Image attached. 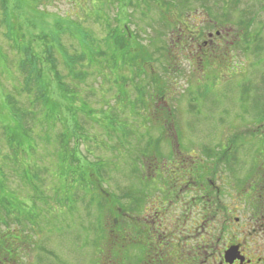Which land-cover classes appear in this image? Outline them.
Here are the masks:
<instances>
[{"label":"rangeland","instance_id":"1","mask_svg":"<svg viewBox=\"0 0 264 264\" xmlns=\"http://www.w3.org/2000/svg\"><path fill=\"white\" fill-rule=\"evenodd\" d=\"M128 2L5 0L6 12L0 8V195L1 189L7 187V194H4L13 202L14 213H19L7 215L0 209V234L6 228L9 232L18 228L26 242L28 237L34 241L39 235L36 244L31 241L29 245H23L20 256L23 264H92L95 249L84 248L85 243L91 238L88 244H94L99 236H103V233L99 235V228L104 224L109 230L115 223L106 210L103 221L97 217L95 206H91L92 215H87L90 194L81 188L75 190L77 200L70 194L65 205L55 203L52 188L56 186L55 168L60 163L57 156L58 149L62 148L58 145L60 135L63 140L84 134L86 140L80 142L79 151L91 162L88 167L100 163L94 169L100 170L101 177L96 176L94 180L101 181L103 197V191L111 193L117 201L113 206L119 213L121 208L135 209L134 203L127 201L128 197H123V193L133 200L139 195L149 197L143 201L140 211L128 215L127 221L136 231L121 237L120 243L127 247L130 243L145 244L148 243L147 236L153 232L152 241L156 236L158 238L149 250L153 246L163 249V233H155L158 224H162L163 229L166 225L177 229L183 242L190 233V229H186L190 221L186 222L185 218L181 221L176 210L171 211L168 222L161 221L163 191H166L163 190V173L178 171V152L186 155L209 146L210 135L215 133L216 136L225 124L238 127L241 119L264 118V0H132L130 5ZM245 12L246 19L252 23L240 22ZM66 21L78 22L82 30L97 40L91 45L89 40L82 42L77 34L59 38L58 25L66 26ZM118 24L119 27L125 25L131 35L127 39V54L117 52L110 62L103 59L99 62L100 57L96 56L94 61L92 54H98L97 42H102L100 39L106 36L107 26ZM240 27L242 31L238 30ZM189 31L191 36L205 38L216 31L228 34L227 37L223 35L226 41L214 40L209 47L215 56L212 58L213 69L206 65L201 67L195 55L201 54V50L196 44L188 43ZM248 32L262 39V50L258 55L251 53L254 40L250 41L249 47L246 46L249 39L244 43L241 37L237 42L236 36H246ZM45 34L50 36L49 43L56 40L54 44L59 42L68 54H84L83 63L76 68L83 73L80 75L84 79L76 82L72 96L58 86L60 78L53 80L47 72L42 84L47 96L39 99L36 108L29 105L28 96L21 92L27 74L18 71L16 62L19 58L26 60L24 51L32 47L36 59L43 65L40 50ZM16 38L21 44L15 41ZM15 42L18 53L12 49ZM183 44L187 45V50ZM226 49L231 57L225 56ZM132 58L136 60L134 67L127 62ZM227 59L229 64L225 62ZM56 60H60L59 56ZM200 69H208L210 73L200 78ZM57 70L60 76L66 74L60 61ZM218 72L226 76L223 78ZM33 99L31 94V101ZM19 111L35 113L37 123L31 127V139L21 140L20 146L9 145V136L17 135L13 123ZM165 118L169 122L166 120L161 124L160 120L163 122ZM165 126H170L169 133ZM169 157L175 161H163ZM46 169L49 172L45 174ZM37 170L39 178L35 176ZM45 175L46 180H43ZM1 183H4L3 187ZM29 187L41 188L53 198L47 206L42 202L37 204L36 221L31 223L33 232L29 226L19 223L25 216L33 217L22 215L29 208L22 203L17 205V202L32 199L34 193ZM144 218L148 233L144 225H139ZM99 242H102L101 238ZM132 248L131 256L141 255L136 246ZM1 249L0 246V253ZM125 252L122 257L111 252V260L120 264L128 253ZM98 253L95 256L100 255ZM4 259L0 254V261L4 262Z\"/></svg>","mask_w":264,"mask_h":264},{"label":"flooded vegetation","instance_id":"2","mask_svg":"<svg viewBox=\"0 0 264 264\" xmlns=\"http://www.w3.org/2000/svg\"><path fill=\"white\" fill-rule=\"evenodd\" d=\"M223 35L228 36L217 31L207 38L191 36L188 43L201 50V54H195L201 67L214 68L215 56L209 47L214 40H224ZM183 48L187 50V45ZM200 70V78L210 73ZM165 122L160 120L161 124ZM238 125L225 124L216 136L210 135L209 146L193 150L192 155L178 152L177 205L168 211L176 209L181 221H190L186 226L190 233L184 242L189 258L179 264H264V118L241 119ZM161 214V221L166 222L167 210ZM139 225L149 229L145 218ZM155 229L156 234L163 233L162 224ZM8 232L6 228L0 234V254L5 258L0 264H23V245L31 241L36 244L39 235L34 241L28 237L26 242L18 228ZM156 264H163V257Z\"/></svg>","mask_w":264,"mask_h":264},{"label":"trees","instance_id":"3","mask_svg":"<svg viewBox=\"0 0 264 264\" xmlns=\"http://www.w3.org/2000/svg\"><path fill=\"white\" fill-rule=\"evenodd\" d=\"M131 1L132 0H129L128 5H130L129 3ZM117 2L119 3L120 0H111V3L116 4ZM235 2H237V0H235ZM102 4L103 3L101 2V6ZM16 7L19 8V6H16ZM0 8L2 9L4 13L6 12L7 5L5 4V0H0ZM246 14L247 12L244 13L243 19L240 18V22L243 23L244 21H247L249 23L250 22L252 23L253 21H251L250 19L249 20L246 19ZM57 17L61 18L58 15ZM66 22H67L66 26H64L63 24L58 25L59 38L60 36L65 35V34L68 36H72V37H74V34H77L81 37L82 42H87V40H89L88 42H90L91 45H93L94 43L93 41L97 40V39L92 38L93 35L91 33L87 32L85 29L82 30L81 29L82 27L79 26L80 24L78 22H73V21H70V22L66 21ZM116 22H117V19H116ZM106 29L108 31L106 33V36L100 39L102 40V42H99V41L97 42L99 50H96V51H98V54L97 55H95V53L92 54L93 56L92 58L94 59V61H95L96 56L100 57L99 62H100V59L110 62V60L114 59L117 52H121L122 55H124V53L127 54V50H128L127 39L131 38V35L128 33L127 27H125V25L119 27V24H118V25H115L114 27L107 26ZM238 30L242 31L241 27L238 28ZM48 37L50 36L47 34L43 35L44 44H43V49L40 50V54L41 55L43 54V60H44L43 65L39 60L36 59L35 53L32 47H30L29 50L24 51V54L27 56L26 60H23V58H19L16 62L18 71L21 73L27 74L25 77L24 85L22 86L23 88L21 92L24 93V95L28 96V101L29 103L31 102L29 105L31 107L35 106L37 108L39 104V99H42L47 96V93H45L46 91L45 87L42 86V84H44L45 82V74L47 72H49L52 75L53 80L60 78L61 81L60 82L57 81L58 86L62 88V91L64 93L70 94L72 96L75 93L74 89L77 88L76 82L82 81V79H84L80 75L83 73L76 70V68L81 66V64L83 63L84 58H85L84 54L81 53L79 55H70L65 51V49H63V46L60 45L59 42L54 44L56 40L52 39L53 42L49 43ZM236 37L238 38L237 42L241 41V37L244 43L246 42L245 40L249 39L246 45L247 47L251 45L252 42L250 41L254 40L253 52H251L253 56L258 55V52L262 50V47L260 45L261 39L258 36H253L250 32H248L246 33V36H242L241 34V36H236ZM106 38L107 40H105ZM15 41L19 42L20 40L16 38ZM16 42H15V46L11 48L14 51H17L18 53L19 47L16 44ZM231 43L233 45L234 43L236 44V42L234 41H232ZM55 49H57V51H55ZM130 51L132 52L131 49ZM225 51L227 52V54L226 53L225 54L230 56L231 53L229 54L227 49ZM143 53H144L143 59H145L146 53L145 52ZM56 56H59L60 58L59 61L61 62L64 70L66 71V74L64 76H60V73L57 70L59 61L57 62ZM135 57H138V55H135ZM127 62L129 65L134 67L136 60L132 58V59L127 60ZM225 62L229 63L230 61H228L227 59L225 60ZM219 76H222L224 78L226 75L225 74L223 75L220 73ZM42 80H43V83H41ZM31 94L34 97L33 101H31ZM48 105L49 103L46 104L47 108H48ZM16 117L17 118L15 120V123H13V128L16 130L17 135H14V136L10 135L8 141H9V145L15 144L14 146L16 145L20 146L19 142L21 140L25 138L26 139L32 138L31 127L33 124L36 125L37 117L35 113H31L29 111H25L24 113H20L19 111ZM20 117L22 119H20ZM53 120L54 118L51 121ZM56 120L59 121V118H56ZM165 120H167V118H165ZM167 122L169 121L167 120ZM164 128H165V131L166 129H168L166 131L167 133L170 132L169 130L170 126H165ZM82 132H84V130H82ZM19 133H22L23 136L21 137ZM173 134L175 135V130L173 131ZM83 135L84 134H81L80 136H75L71 138L64 137L63 140H62V137H60L63 135L59 136L60 143H58V145L62 148H59L57 151V156L59 157L60 163L59 164L57 163L56 168H55V172H56L55 175L56 174L57 175L54 178L56 179V182L54 185L56 186H54L52 190L53 192L55 191V194H54L55 203L57 205H65L67 197L71 194V196L73 195V197H75L76 199L77 195L75 194V190L78 188H81L83 189V191L90 194V199L86 204V209L88 210V213H87L88 216L92 215L91 206H95V213L97 214V217H99L101 220L103 218V214L105 213V210L108 211L109 213L108 212L107 213L109 214V216L114 219L112 221L115 223H113L112 227H110L109 230H106V227L104 224L102 228L101 227L99 228V235L103 233V236H99V238L97 239V241L94 242V244L92 243L88 244V240H90V242L92 241L91 238H89L87 242L85 243L84 248H87L88 246H90L91 248L93 247L95 249V253H94L95 260L92 262V264H116L117 263L116 261L111 260L110 253L114 252V253H117L119 257H122L123 256L122 252H125V250H127L128 253L125 255V258L121 259L122 261L120 262V264H156L158 261L160 262L162 259V257L161 258L157 257L161 253H163V264L181 263L185 258L188 257V254L185 252V246L182 247V245H185V244L183 240H180V237H179L180 234L178 233V230H176L173 227L172 228L167 227V225H166V229H163V249H162V246H153V248L149 250L148 247L150 246L152 247V245L155 244L156 239L158 238V236H156V239L152 241L151 237L154 238L155 236V235L151 236L153 232L151 234L149 233L150 236H147L148 243H145V244H142L141 242L130 243L129 247H127L125 243L123 244L120 243L121 237L125 238L132 231L134 233L136 231V229L133 228L132 225H130L129 222L127 221V218L129 217L128 215L130 214L132 215V213L140 211L143 205L142 204L143 201L145 200V198L146 200L149 199V197L145 195H139L136 198V200H133L130 198L129 194L123 193L122 195L123 197L125 198L128 197L127 201H132V203H134L135 209L132 210V208L130 207H127L128 210L125 208L123 209L121 208L120 210L121 213H119V210L115 209V207L113 206V203L115 204V202L117 203V201H115V199L111 197V193L110 192L108 193L107 191H103V193L105 192L104 193L105 197H103L101 195V189H100L102 187V183H100L101 181L94 180L96 176L98 177L100 176V170L94 169L96 165L98 166L100 165V163H93L94 165L93 168L88 167L87 165H89V163L91 162L87 161V159L84 156H82L79 151L80 142L83 140H86V138ZM48 139H49V136H48ZM48 139L46 140H47V143L49 144ZM70 142L72 145L71 147L69 146ZM171 159L172 157L163 158V161H166V160L169 161ZM171 161H175V160L172 159ZM142 162H144L143 166L145 167L146 166L145 160H143ZM93 165H90V166L92 167ZM45 167L46 166H43V168ZM47 169H50V168H47ZM47 169L44 171L45 174L49 172ZM152 170L153 169L151 165L150 171L152 172ZM39 174H40L39 170H37L35 173V176L39 178ZM52 177L53 176H51V178ZM145 178L147 179L148 177H145ZM178 178H179L178 171L172 174L163 173V187H164L163 190H166V191H163L164 192L163 193L164 195L163 196V211L167 210L168 212L166 222H168V216L172 214L171 212L168 211V209L177 205L175 194H176V184L178 182ZM42 179L46 180V175L42 177ZM3 186H4V183H1V187ZM48 186L46 185V187ZM28 189L34 193L32 194V199L29 202H17V205L22 203L21 204L22 206L25 205L26 208H29L28 210L25 209L24 214L22 215L33 216V217L25 216L24 221L23 220L19 221V223L24 226H27V224H31L36 221L35 212L37 211L36 208H37L38 203L42 202L45 206H47L49 204L48 203L49 201L50 202L53 201V198L51 196H48L45 190H42L41 188L38 189L36 187H29ZM1 191H2L1 192L2 196L0 195V209L2 210V213H5L7 215H19V213H14L13 202L11 203L9 199L7 198L8 196H6L7 187L5 189H1ZM67 192H69V194ZM63 193L65 194L63 195ZM9 198L16 199L11 196H9ZM123 212H128V213H123ZM123 215H127V216L123 218ZM117 220H119V223L116 225ZM29 228L31 230V225H29ZM146 232L148 233L149 229L146 230ZM20 234H23V233L20 232ZM142 234H143V231H141V235ZM100 238L102 239L101 243L99 242ZM132 246H136L137 249L141 252V255L136 257V253H135L134 255L131 256L130 251L132 250L131 249ZM178 251H180V253ZM96 253L100 255L95 256Z\"/></svg>","mask_w":264,"mask_h":264}]
</instances>
